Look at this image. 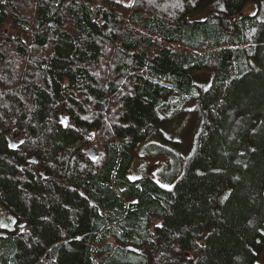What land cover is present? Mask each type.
I'll use <instances>...</instances> for the list:
<instances>
[{
    "label": "trees",
    "instance_id": "obj_1",
    "mask_svg": "<svg viewBox=\"0 0 264 264\" xmlns=\"http://www.w3.org/2000/svg\"><path fill=\"white\" fill-rule=\"evenodd\" d=\"M206 1L0 0V264H257L264 0L196 18ZM194 100L181 178L132 181V150Z\"/></svg>",
    "mask_w": 264,
    "mask_h": 264
},
{
    "label": "rangeland",
    "instance_id": "obj_2",
    "mask_svg": "<svg viewBox=\"0 0 264 264\" xmlns=\"http://www.w3.org/2000/svg\"><path fill=\"white\" fill-rule=\"evenodd\" d=\"M118 1L124 4L132 2V0ZM201 9L202 13L196 15L198 19L216 15L225 9L224 0H207ZM257 11H260L258 5L250 2L246 5L243 14H255ZM194 82L208 87L211 76L201 74L194 78ZM178 114L172 121L161 124L146 141L132 150V163L128 170V177L132 181L150 177L162 187L172 189L181 178L187 160L197 148L202 114L195 100L184 105ZM12 225L13 217L0 211V228L12 229ZM257 254V264H264V244L257 249Z\"/></svg>",
    "mask_w": 264,
    "mask_h": 264
},
{
    "label": "water",
    "instance_id": "obj_3",
    "mask_svg": "<svg viewBox=\"0 0 264 264\" xmlns=\"http://www.w3.org/2000/svg\"><path fill=\"white\" fill-rule=\"evenodd\" d=\"M10 140H11V138H10ZM0 237H6V234L5 233H0Z\"/></svg>",
    "mask_w": 264,
    "mask_h": 264
},
{
    "label": "bare ground",
    "instance_id": "obj_4",
    "mask_svg": "<svg viewBox=\"0 0 264 264\" xmlns=\"http://www.w3.org/2000/svg\"><path fill=\"white\" fill-rule=\"evenodd\" d=\"M12 146H13V147L15 146V142H14V141H12Z\"/></svg>",
    "mask_w": 264,
    "mask_h": 264
},
{
    "label": "flooded vegetation",
    "instance_id": "obj_5",
    "mask_svg": "<svg viewBox=\"0 0 264 264\" xmlns=\"http://www.w3.org/2000/svg\"><path fill=\"white\" fill-rule=\"evenodd\" d=\"M15 142V141H14ZM17 145V143L15 142V146Z\"/></svg>",
    "mask_w": 264,
    "mask_h": 264
}]
</instances>
